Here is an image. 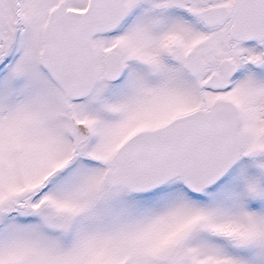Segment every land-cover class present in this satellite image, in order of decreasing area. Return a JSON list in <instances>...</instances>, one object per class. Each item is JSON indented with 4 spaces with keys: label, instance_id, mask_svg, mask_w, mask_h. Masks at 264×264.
Returning <instances> with one entry per match:
<instances>
[{
    "label": "snow or ice",
    "instance_id": "snow-or-ice-1",
    "mask_svg": "<svg viewBox=\"0 0 264 264\" xmlns=\"http://www.w3.org/2000/svg\"><path fill=\"white\" fill-rule=\"evenodd\" d=\"M0 264H264V0H0Z\"/></svg>",
    "mask_w": 264,
    "mask_h": 264
}]
</instances>
